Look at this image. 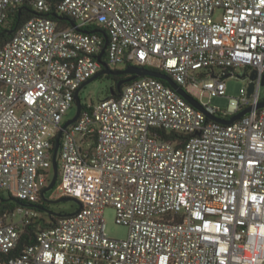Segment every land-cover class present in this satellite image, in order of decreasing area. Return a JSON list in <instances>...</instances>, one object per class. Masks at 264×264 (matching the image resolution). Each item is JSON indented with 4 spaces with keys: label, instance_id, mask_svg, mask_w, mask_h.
Instances as JSON below:
<instances>
[{
    "label": "built area",
    "instance_id": "2783aa9c",
    "mask_svg": "<svg viewBox=\"0 0 264 264\" xmlns=\"http://www.w3.org/2000/svg\"><path fill=\"white\" fill-rule=\"evenodd\" d=\"M24 1L40 13L55 4L75 25L39 16L0 46V192L36 203L49 185L76 92L103 70L105 37L88 27L108 30L110 69L159 70L204 110L153 77L82 103L58 152V195L81 209L17 257L23 228L41 214L0 213V264H264V0H0V24ZM229 69L243 72L246 88L227 110L202 104L203 95L227 97ZM251 106L230 125L207 116ZM107 207L127 239L106 235Z\"/></svg>",
    "mask_w": 264,
    "mask_h": 264
},
{
    "label": "trees",
    "instance_id": "16d2710c",
    "mask_svg": "<svg viewBox=\"0 0 264 264\" xmlns=\"http://www.w3.org/2000/svg\"><path fill=\"white\" fill-rule=\"evenodd\" d=\"M39 16H45L49 18L50 20L56 22L59 29L69 28L71 27V24L73 23V20L70 17L58 13L55 4L51 5L50 10L48 12L40 13L36 11L34 7L28 1H24L20 6H18L16 9H14L9 14L8 19L4 23L0 24V46H3L7 44L8 42H10L13 36L15 35V33L17 32V30L22 25H24L26 22L36 17H39ZM86 30L88 32L94 31L95 33L103 37L108 35V30L103 27L93 26V27H88ZM104 60H106V54L104 55ZM130 66L132 65L127 64L125 65V68L130 67ZM156 71H159V70H156ZM234 72H235L234 69H229L224 73V75L225 77H229ZM127 78H129L128 75H119L115 78H112L114 81V84H113V87L111 89L112 91L108 99L117 98L119 96L117 85L120 81L126 80ZM133 81L123 84L121 91L122 89L125 88V86L131 84ZM162 82L168 85L167 82H164V81ZM74 115L75 113L73 114L72 117H74ZM232 117L233 116H228L226 119L222 117H216V118L222 121H228ZM167 138L169 140L175 141L179 138H182V136L177 135V134H170L167 136ZM52 178H53V170L49 172V179H48L49 184ZM22 202L26 205H32L33 207H35L34 209H36L39 213H43L45 212L44 210L49 209L48 204L44 201V198L42 197H39V200L36 203H28L24 201ZM18 206L19 205L15 202H12L5 198H0V213H3L5 211H13ZM59 217L60 216L50 215V214H47L46 216L40 215L38 218L34 219L30 224L26 225L23 228V232L21 234V240H20V244L18 248L10 256L17 257L20 254V252L24 250V248L29 247L30 245L34 244L37 240V234L41 230L52 227L58 221Z\"/></svg>",
    "mask_w": 264,
    "mask_h": 264
},
{
    "label": "rangeland",
    "instance_id": "374dc122",
    "mask_svg": "<svg viewBox=\"0 0 264 264\" xmlns=\"http://www.w3.org/2000/svg\"><path fill=\"white\" fill-rule=\"evenodd\" d=\"M221 12H218L220 15ZM124 66H118L117 70H124ZM243 72L240 70L236 71L234 75L227 77L225 79L227 85V97L221 98L216 97L210 99L209 96L203 95L200 102L202 104H210L211 107L221 110H227L229 99L237 98L240 95V90L246 88L248 81L242 79ZM114 81L109 76H102L95 81L89 83L80 92V99L82 103H93L98 104L100 101L106 100L111 94V89L113 87ZM262 98H264V89L262 90ZM75 113V109L72 110L66 120L70 119ZM59 182L56 187L49 192H46L45 198L49 201H54L60 199L58 195ZM9 195L7 192H0V198L8 199ZM50 211L59 215L73 214L78 209V204L74 201H65L60 203H47ZM42 216H46L47 213H40ZM103 220L105 222V232L106 235L114 240H125L128 237V229L122 225L116 223V209L114 207H107L103 212ZM15 223L20 224L21 218L18 216L15 218Z\"/></svg>",
    "mask_w": 264,
    "mask_h": 264
},
{
    "label": "water",
    "instance_id": "95a60500",
    "mask_svg": "<svg viewBox=\"0 0 264 264\" xmlns=\"http://www.w3.org/2000/svg\"><path fill=\"white\" fill-rule=\"evenodd\" d=\"M72 26H74L75 24L72 23ZM89 33H95L93 32H89ZM105 37V47L103 48L101 54L99 55L98 59L101 62L102 66H103V70H101L98 74H96L95 76H93L91 79L87 80L82 87L76 92L75 95V99H76V103H75V107H76V112L73 118L67 120L64 125L62 126V129L60 130V132L58 133V136L55 139V147H54V151H53V178L50 182V184L42 191V197L44 198V201L46 203H60V202H65V201H74L78 204V209L77 211H79L81 209V204L79 203V201H77L74 198H70V197H62L60 199L54 200V201H49L45 198V193L52 191L55 187L56 184L59 180V164H58V152L60 149V143H61V138L63 136L64 130L67 129L70 125L74 124L78 118L80 117V114L82 112V102L80 99V92L81 90L87 86L89 83L95 81L96 79L102 77V76H112V75H128L129 78H127L126 80L120 81L117 85L118 91L120 93L122 85L125 83H129L133 80H136L140 77H153L156 79H159L161 81L167 82L168 85L175 90L180 96H182L184 99H186L192 106H194L195 108L199 109V110H204L203 107L200 105V103L193 98L192 96H190L185 90H183L181 87H179L167 74L159 72V71H155V70H151L148 68H144V67H134V66H130L125 68L124 70H119V71H114L112 69L109 68V66L102 61V57L104 56L105 52H106V47L108 45V37ZM242 78V77H241ZM255 79V73H252L251 75V80ZM263 87H264V77H263ZM254 90V84L250 83L249 84V88H248V96H250L253 93ZM112 91V90H111ZM258 109L264 108V100L261 101L259 103V105L257 106ZM253 110V107H248L244 110H242L241 112L235 114L230 120L228 121H222L220 119H217L216 117L207 115L211 120L219 122L221 124L224 125H230L233 124L234 122L238 121L239 119H241L242 117H244L245 115H247L248 113H250ZM8 200L17 203L19 206H24V207H33L32 205H26L23 202H21L20 200L9 196ZM47 214L50 215H57V216H63V215H59V214H55L54 212L50 211V210H44Z\"/></svg>",
    "mask_w": 264,
    "mask_h": 264
},
{
    "label": "flooded vegetation",
    "instance_id": "af4514ba",
    "mask_svg": "<svg viewBox=\"0 0 264 264\" xmlns=\"http://www.w3.org/2000/svg\"><path fill=\"white\" fill-rule=\"evenodd\" d=\"M117 76H119V75H112V76H109V77H111V78H115V77H117ZM46 195V194H45ZM40 196L42 197V194H40ZM43 198V197H42Z\"/></svg>",
    "mask_w": 264,
    "mask_h": 264
}]
</instances>
